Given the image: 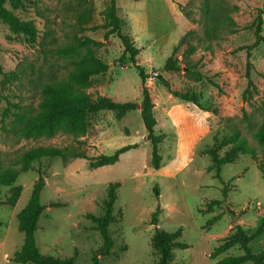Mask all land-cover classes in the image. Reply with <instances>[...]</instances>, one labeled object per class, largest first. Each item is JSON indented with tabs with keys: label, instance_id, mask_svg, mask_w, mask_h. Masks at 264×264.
I'll return each mask as SVG.
<instances>
[{
	"label": "rangeland",
	"instance_id": "rangeland-1",
	"mask_svg": "<svg viewBox=\"0 0 264 264\" xmlns=\"http://www.w3.org/2000/svg\"><path fill=\"white\" fill-rule=\"evenodd\" d=\"M110 2L27 0L14 14L36 27L35 42L0 22V66L5 74L0 76L2 168H16L20 151L40 146L67 147L90 158L138 146L117 164L96 170L83 159L69 165L60 158L36 163L33 171L17 179L14 186L22 187V193L14 205L8 203L10 188H0V264H17L13 259L25 239L18 215L29 204L40 173L45 176L41 202L46 209L36 238L44 256L74 257L76 264H91L93 256L101 254L103 240L89 216L103 214L108 188L115 183L121 184L114 210L117 222L110 227L116 244L111 255H100L101 264H153L152 217L159 206L158 228L166 233L182 230L180 242L188 246L174 250V264H219L229 256H242L244 252L234 247L211 258L236 225L250 236L257 231L264 219V180L251 156L240 155L222 167V183L207 151L215 146V138L222 142L237 132L261 159L255 134L264 121V44L248 48L255 43L259 26L264 37V0H117L124 33L135 40L141 51L138 62L149 76L146 86L156 106V133L166 135L160 146V170L151 166V145L140 110L121 122L110 111L91 115L87 133L79 137L71 131L39 139L19 134L17 114L30 120L43 110V86L67 78L91 57L109 65L85 89L92 100L103 96L141 103L142 80L129 57L120 60L122 42L116 35L105 39L102 12ZM189 32L176 55L181 70L165 71L167 60ZM87 39L102 45H82ZM187 66L196 75H188ZM161 78L173 90L196 96L208 111L175 98ZM229 149L221 148L219 155ZM214 218L219 220L208 225ZM250 248L254 254L264 250V234Z\"/></svg>",
	"mask_w": 264,
	"mask_h": 264
},
{
	"label": "trees",
	"instance_id": "trees-1",
	"mask_svg": "<svg viewBox=\"0 0 264 264\" xmlns=\"http://www.w3.org/2000/svg\"><path fill=\"white\" fill-rule=\"evenodd\" d=\"M27 0H0V22L8 26L10 31L15 35H23L30 41L35 42L38 36L36 27L27 21L18 18L14 11L22 9ZM180 7V6H179ZM104 18V29L108 32L105 34V39H109L111 35H116L123 44L124 54L121 61H125L127 57L132 66L137 70L142 80V101L140 104L135 102L119 103L110 98L99 96L94 101L86 93L91 79L95 76L104 74L108 71L109 65L99 58L91 57L81 61L77 65L75 72H70L68 77L48 83L42 88L44 99L43 110L33 119L28 118L22 113L17 114V122L22 126L19 134L24 138H51L63 131H71L76 137L84 136L88 131V118L91 115H96L104 111H110L115 114V119L121 122L123 118L131 113L140 110V115L147 132V140L151 145V166L154 170H160L162 164V156L160 154V146L166 139L165 134H157V119L155 116V104L153 102L150 90L146 86L149 79L146 69L138 62V56L141 51L136 46V42L132 36L124 33V22L119 17V7L117 0H111L110 5L102 12ZM189 32L177 47L173 54L167 60L164 70L167 72H175L181 70L180 60L177 58V53L188 37ZM256 41L249 47V51L264 44V37L261 35V26L256 30ZM84 46L90 45L101 46V43L93 42L90 39L83 42ZM250 55V52L249 54ZM188 75H192L190 67L187 66ZM0 66V76H4ZM193 75H196L195 73ZM199 76V75H198ZM247 78L249 85H252L250 79V64L248 63ZM168 92L183 103H188L196 106L202 111L204 110L199 99L194 95L184 94L173 90L168 81L161 78ZM1 97V96H0ZM258 146L261 152V159L256 155V152L247 145L246 141L239 138V133L234 132L231 136L224 138L222 142L215 138V146L207 151L213 162V170L216 177L220 178L222 167L227 164L235 163L240 155H249L256 162L258 169L261 172L264 180V121L255 134ZM230 146L229 151L224 156L219 155V150L223 147ZM138 148L137 145L125 146L117 150L113 155L106 156L101 154L97 158H90L82 152H75L70 148L58 147H36L30 150H22L16 162L17 167L2 168L0 166V188H10L9 205H14L18 202L22 193V187L14 186L21 174L33 171L35 164H41L46 159L60 158L65 165H69L72 160L83 159L88 161L90 170L113 166L120 161L123 154ZM121 184H111L107 191V198L103 203V214L99 217L89 216V219L96 225V230L100 233L103 245L99 252L100 255L106 257L113 253L115 241L111 236L110 227L117 222V216L114 212L115 205L118 199V189ZM45 187V176L40 173V179L34 186L31 200L27 207L18 215L19 230L24 234V244L20 251L15 254L13 261L17 264H76L75 258H56L52 256H44L38 248L36 233L39 229V221L43 215L46 206L41 202V194ZM155 195L160 197L159 188H155ZM227 198V190H223V199ZM220 202H213L219 204ZM213 204H210L213 205ZM56 204H53V206ZM58 206V205H57ZM161 207L153 214L152 225L156 226L155 234L151 241L153 256L156 261L153 264H174L176 248L187 249L188 246L180 242L182 230L175 233H166L158 228L159 215ZM219 218H214L208 222V225L214 224ZM264 234V219L257 231L253 235H248L246 231L239 225H236L235 232L229 236L219 247H217L211 258L215 259L222 254L227 253L234 247H239L244 254L239 257H227L219 264H264V250L258 254H254L250 248V244L255 239ZM100 255L96 253L92 258L91 264H101Z\"/></svg>",
	"mask_w": 264,
	"mask_h": 264
}]
</instances>
